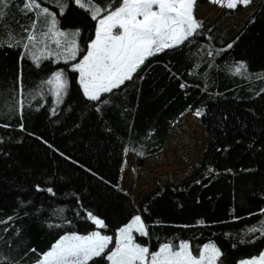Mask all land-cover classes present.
I'll list each match as a JSON object with an SVG mask.
<instances>
[{
  "label": "trees",
  "instance_id": "trees-1",
  "mask_svg": "<svg viewBox=\"0 0 264 264\" xmlns=\"http://www.w3.org/2000/svg\"><path fill=\"white\" fill-rule=\"evenodd\" d=\"M94 2L102 9L97 20L75 0H36L55 14L59 30L79 35V54L67 63L63 55L56 62L55 53L65 50L41 35L45 17L21 11L24 0H13L0 27V36L12 31L18 39L35 15V55L54 53L37 67L21 47H0V255L35 264L63 236L93 231L113 237L111 250L119 229L140 215L149 237L137 236V242L150 251L186 241L195 254L211 242L221 249L223 264L258 258L264 236L249 230L264 227V0L238 5L214 22L199 20L196 35L149 58L132 81L102 95L107 104L87 100L72 70L108 14L104 9L114 10L121 0ZM256 3L244 26L221 42L223 20ZM197 5L212 6L208 0ZM239 62L247 72L234 75ZM57 71L67 81L58 106L47 83ZM188 114L208 135L201 158L178 183L159 184L135 204L133 193L120 187L127 154L137 175L147 158L165 150ZM89 212L106 227L92 224Z\"/></svg>",
  "mask_w": 264,
  "mask_h": 264
},
{
  "label": "snow or ice",
  "instance_id": "snow-or-ice-1",
  "mask_svg": "<svg viewBox=\"0 0 264 264\" xmlns=\"http://www.w3.org/2000/svg\"><path fill=\"white\" fill-rule=\"evenodd\" d=\"M208 2L220 4L228 9H236L238 5L248 6L252 0H226V3H222V0H208ZM75 3L89 11L93 20H97L102 12L94 0H87V4L84 0H75ZM12 4L13 0H0V27L5 26L7 9ZM196 4L197 0H121L114 10L104 9L108 11V14L98 20L95 39L90 44L87 54L72 68L79 73V83L87 100L99 101L102 104L109 103L108 98L101 100L102 95L112 94L114 90L121 89L126 81H132L134 74L149 58L166 50L178 48L190 37L196 35L202 27V21L197 20L194 15ZM21 11L25 14L32 12L45 17L43 25L47 26V31L42 32L41 35L51 38L58 49L65 50L63 53H55L57 63L60 62L61 55L64 56L65 63L69 58H76L79 51L76 40L73 38L62 43L60 38L68 35L75 37L78 33L66 34L59 30L55 14L50 13L47 8H41L36 0H24ZM36 24L37 17L34 15L29 27L21 26L23 34H20L18 39L17 33L7 31L4 36H0V47H21L39 67L41 57L50 59L54 53L42 51L40 56L35 55ZM227 47L231 48L232 45L229 44ZM242 71L247 72V65L239 62L233 74L240 75ZM260 75L264 76V74ZM47 83L54 87L58 106L62 102V96L66 94L67 81L64 79V73L55 72ZM16 103L23 104V101ZM96 110L99 111V107ZM51 111L53 115L56 114L55 107ZM37 190L42 189L37 186ZM46 191L54 195L51 188ZM261 214L264 215V209H261ZM87 218L100 229L106 227L102 219L90 212ZM249 231L260 232L261 236H264V227ZM134 233L138 234V237H149L148 227L140 215H135L130 223L119 229L116 243L111 250L109 245L113 244V237L101 234L100 231H93L88 235L70 234L63 236L47 252L40 254L35 264H105V262L110 264H223L222 251L214 243L210 242L198 247L195 254L190 242L186 241L176 244L164 242L157 250L150 251L149 246L137 242V236ZM0 264H20V262L0 255ZM241 264H264V253H261L258 259L252 258L242 261Z\"/></svg>",
  "mask_w": 264,
  "mask_h": 264
},
{
  "label": "rangeland",
  "instance_id": "rangeland-1",
  "mask_svg": "<svg viewBox=\"0 0 264 264\" xmlns=\"http://www.w3.org/2000/svg\"><path fill=\"white\" fill-rule=\"evenodd\" d=\"M222 3H226V0H222ZM256 5L257 3L253 4L250 9L239 14L238 16L226 17L218 26L217 36L219 40L224 43L231 39L247 22L248 18L254 12ZM227 10H229L227 7H222L220 4H212L211 7H201L196 4L194 15L197 20L211 17L212 21L214 22ZM73 38L76 40V43L79 47V35H76L75 37L68 35L67 38L61 37L60 39L62 42V39L67 42ZM78 54L79 51L77 52L76 56H78ZM198 123L199 122H196L194 125L192 122L187 121L188 125L183 123L180 124L170 136V143L168 144L167 149L164 150V153L160 156H157L156 158H153L152 162L151 160H147L143 168L139 170L140 176L137 173L138 177H136L137 175H135L131 169V166L134 163V157L131 154H127L122 172V186L125 187L128 192H132L133 197L137 198L144 188V185L145 188L147 186L157 187L159 184L172 183L183 178L189 169L193 168L195 163L194 157L197 156L199 150L203 147L201 146L203 139L200 133L202 130ZM204 131L206 130L204 129ZM204 140L206 141V137ZM193 144L196 148H194ZM190 159L192 160L190 161ZM140 179L142 184L139 182V185H137L135 188V183H138V180ZM135 234L136 233H134V235Z\"/></svg>",
  "mask_w": 264,
  "mask_h": 264
},
{
  "label": "crops",
  "instance_id": "crops-1",
  "mask_svg": "<svg viewBox=\"0 0 264 264\" xmlns=\"http://www.w3.org/2000/svg\"><path fill=\"white\" fill-rule=\"evenodd\" d=\"M187 121L192 122L194 125H195L196 122H199L198 119H197L195 116H193V115H191V114H188L187 116H185V117L181 120V122H180L179 124H177V125L175 126V128L173 129V132H172V133H174L175 129H176L177 127H179L180 124L183 123V124H185V125H188V124H187ZM198 125H199V127L201 126L200 128H201V130H202L200 133H201V136H202V139H203V143H201V146H203V147H202V149L199 150L197 156L194 157V162H195V163H194V166H195L196 162L201 158V156H202L203 152L205 151V149H206V147H207V144H208V135H207V132L204 131L205 128H204L200 123H198ZM205 132H206V135H205ZM171 135H172V134H171ZM171 135H170V136H171ZM205 137H206V141L204 140ZM170 140H171V138L169 137L165 149H167V146H168V144L170 143ZM178 146H179V143H178ZM193 146H194V148H196L194 144H193ZM163 153H164V151L161 152V153L158 154V155H155V156L149 157V158L146 159V161H147V160H151V162H152L153 158H156L157 156H160V155H162ZM191 160H192V159H190V161H191ZM187 161H188V160H187ZM187 161H186V162H187ZM194 166H193V168H194ZM193 168L189 169V171L192 170ZM189 171H188V172H189ZM188 172H187V173H188ZM138 175L140 176L139 171H138ZM138 175H137L136 177H138ZM185 175H186V174H185ZM185 175H184V176H185ZM184 176H183V177H184ZM181 179H182V178H181ZM181 179H180V180H181ZM180 180H178V181H176V182L174 181V182H172V183H173V184H176V183H178ZM139 182H140V184H142L141 179L138 180V183H135V186H134L135 188H136L137 185H139ZM163 184H170V183H163ZM120 187H121L122 189H126L125 187L122 186V177H121V181H120ZM155 188H156V187H149V186H147V187L145 188V185H144V188H143L142 191L140 192V195H138L137 198L134 197L135 204H138L139 201H140L144 196H146V195L150 194L151 192H153ZM135 236H138V234H135ZM117 237H118V234H117ZM117 237H116V240H117ZM109 264H110V262H109Z\"/></svg>",
  "mask_w": 264,
  "mask_h": 264
}]
</instances>
